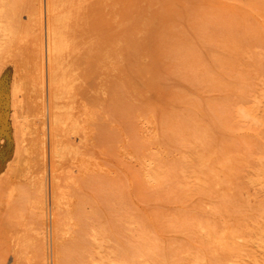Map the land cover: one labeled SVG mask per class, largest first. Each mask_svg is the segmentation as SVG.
Returning <instances> with one entry per match:
<instances>
[{"label":"rangeland","instance_id":"rangeland-1","mask_svg":"<svg viewBox=\"0 0 264 264\" xmlns=\"http://www.w3.org/2000/svg\"><path fill=\"white\" fill-rule=\"evenodd\" d=\"M100 1L67 29L76 98L56 101L53 158L49 0H0V264L18 240L45 264H264V0Z\"/></svg>","mask_w":264,"mask_h":264},{"label":"bare ground","instance_id":"bare-ground-1","mask_svg":"<svg viewBox=\"0 0 264 264\" xmlns=\"http://www.w3.org/2000/svg\"><path fill=\"white\" fill-rule=\"evenodd\" d=\"M43 1V0H42ZM77 1L78 0H49V15H47V16H49L48 18H50V20H48L49 21V24H48V30H46L47 31V41H46V44L45 45H43L42 43H40V44H38L37 45V47L35 48L36 50V58L38 59V62H39V67H40V69H38V71L39 70H41V72H42V78L43 77H45V65H46V68L48 69V77H46V78H48V82H49V88H50V96L49 97H51V99L50 100H52L51 102H52V104H50V116H49V119H50V137H51V144H52V155H53V158L55 157V156H57L58 155V149H59V147L61 146V143H60V141L63 139V138H65V137H61L62 139H60L59 137L60 136H65V134H63L62 132H63V130L65 129V128H63V126L61 125V123L59 122V119H58V117L61 115V113L59 114V116L57 115V112H56V101L58 100V99H64L65 101L66 100H72L71 98H73V90H74V88H75V90H76V86L74 85V86H72V83H73V79H74V77L72 78L71 76H68V75H70V74H68V66H67V61L69 60L68 59V56H69V50H70V46H71V44L69 43V38L70 37H67V35H69L68 33H67V29H69V26H71L70 25V22H71V24L73 23L72 22V20H73V18H74V20L76 19V17H74V15L76 14V11H77ZM80 2H81V0H79ZM92 1V0H91ZM99 1V3L100 2H102V1H100V0H98ZM13 2V1H12ZM31 2V1H30ZM38 2H39V0H38ZM44 2H46V1H44ZM82 2H83V0H82ZM84 2H86V0H84ZM95 2H96V0H95ZM27 3V2H26ZM41 3V2H40ZM87 3V2H86ZM23 4H25V3H23ZM38 4V3H37ZM45 4V3H44ZM90 4H92V2L90 3ZM97 4V3H96ZM79 5H80V3H79ZM87 5V4H86ZM100 5H101V3H100ZM100 5L99 6H97V7H95L94 6V9L95 8H98V7H100ZM10 6V5H9ZM34 6V5H33ZM40 6H41V4H40ZM44 6V5H43ZM89 6V5H88ZM93 6V5H92ZM11 7V6H10ZM23 7V6H22ZM42 7V6H41ZM40 7V8H41ZM46 7H47V5H46ZM85 6L83 5V8H84ZM44 8V7H43ZM81 8V7H80ZM79 8V9H80ZM86 8H89L88 10L89 11H92V10H94V9H91L90 10V6L89 7H86ZM92 8V7H91ZM14 9V8H13ZM12 9V10H13ZM46 9V8H45ZM44 9V10H45ZM82 9V8H81ZM85 9V8H84ZM34 10V9H33ZM37 10V9H36ZM41 10H42V8H41ZM99 10H100V8H99ZM26 11V10H25ZM96 10H94L93 12H95ZM98 11V10H97ZM95 12V14H97V15H99L98 14V12ZM13 12V11H12ZM38 12V11H37ZM83 13H84V11H82ZM91 13V12H88V13H90L91 15L92 14H94V13ZM101 11H99V13H100ZM45 13V12H44ZM48 13V12H47ZM77 13H81V11L79 12V10L77 11ZM85 13L87 14V12L85 11ZM41 14H42V12H41ZM6 15V14H5ZM8 15V14H7ZM10 15V14H9ZM16 15H18V14H16ZM43 15V14H42ZM77 15V14H76ZM75 15V16H76ZM83 15L84 14H82L81 16L83 17ZM97 15H95V16H97ZM41 16V15H40ZM46 16V17H47ZM78 16H80V14H78ZM80 16V17H81ZM20 17V16H19ZM80 17H79V20H80ZM86 16H84V18L82 19V20H84V19H86L85 18ZM25 18V17H24ZM41 18H43V16L41 17ZM87 18H88V16H87ZM90 19L91 18H89V20L87 21V23L88 22H90ZM17 20H18V18H17ZM46 20V21H47ZM73 20V21H74ZM77 20V19H76ZM94 20L96 21L97 20V17L95 18L94 17ZM14 21V20H13ZM44 21V20H43ZM81 21V20H80ZM75 22H77V21H75ZM83 22H85L86 23V21L84 20ZM47 23V22H46ZM86 23V25H88ZM39 24V23H38ZM42 24V23H41ZM41 24H40V26H41ZM78 24V26L80 25V22L79 23H77ZM82 24H84V23H82ZM44 25V24H43ZM42 25V26H43ZM46 25V27H47V24H45ZM73 25V24H72ZM96 25H97V23H96ZM84 27H85V24L83 25ZM66 28V32H64V31H62L61 30V28ZM72 27H74V26H72ZM80 27V26H79ZM97 27V26H96ZM77 28L78 27H76V30H77ZM38 29V28H37ZM44 29V28H43ZM43 29H42V31H43ZM90 29V28H89ZM6 30V29H5ZM35 30V29H34ZM71 29H69V31H70ZM85 30V29H84ZM87 31H88V28L86 29ZM90 30H92V29H90ZM90 30H89V32H90ZM36 31V30H35ZM68 31V32H69ZM15 32V31H14ZM71 32V31H70ZM80 32V31H79ZM83 32V31H82ZM86 32V31H85ZM85 32H83V33H85ZM11 33V32H10ZM34 33V32H33ZM42 33V32H41ZM43 33H44V31H43ZM100 33V32H99ZM36 34V33H35ZM75 34V33H74ZM98 34V33H97ZM8 35V34H7ZM71 35V34H70ZM72 35H73V30H72ZM100 35H102V34H100ZM99 35V36H100ZM10 36V35H9ZM41 36V35H40ZM74 36V35H73ZM81 36V35H80ZM87 36V35H86ZM98 36V37H99ZM6 37V36H5ZM31 37V36H30ZM97 37V36H96ZM8 38V37H7ZM44 38V37H43ZM87 38V37H86ZM33 39V38H32ZM40 39H41V37H40ZM75 39H77V38H75ZM94 39H96V38H93V40ZM29 40V39H28ZM72 40H74L73 38H71V41ZM40 41H42V40H40ZM4 42H5V40H4ZM99 42V41H98ZM91 43V42H90ZM37 44V43H36ZM74 44H77V43H74ZM74 44H72L73 45V48H75L74 47ZM6 45V44H5ZM14 45V44H13ZM94 45V44H93ZM91 46H92V43H91ZM96 46V45H95ZM0 47H2V46H0ZM44 47H45V50H44ZM89 47H90V45H89ZM92 47H94V46H92ZM78 49V48H77ZM81 49V48H80ZM91 48H89V50H90ZM97 49V48H96ZM72 50V49H71ZM45 51V52H44ZM72 51H75V49L74 50H72ZM81 51H84L83 49L81 50ZM91 51V50H90ZM97 51L99 52V48L97 49ZM77 52V51H76ZM79 52H80V50H79ZM78 52V53H79ZM95 52V51H94ZM93 52V53H94ZM34 53V52H33ZM75 53V52H74ZM82 53V52H81ZM71 54H72V52H71ZM99 55H100V53H98ZM76 55H77V53H76ZM89 56V55H88ZM71 57H73V56H71ZM70 58V57H69ZM75 58V57H74ZM71 59V58H70ZM36 60V59H35ZM35 60H34V62H35ZM74 61V60H73ZM90 61V60H89ZM88 61V62H89ZM32 62H33V60H32ZM29 63V62H28ZM37 63V62H36ZM91 63V62H90ZM70 64V63H69ZM72 64V63H71ZM23 65V64H22ZM35 64H33V66H34ZM75 65H73V66H71L70 65V67H74ZM89 66V65H88ZM26 68V67H25ZM75 68H77L76 66H75ZM70 69V68H69ZM73 69V68H72ZM40 72V73H41ZM39 73V72H38ZM32 74H34V73H32ZM47 74V73H46ZM22 75V74H21ZM24 75V74H23ZM35 75V74H34ZM27 76L25 75V78H26ZM35 77V76H34ZM39 77H41V76H39ZM24 79V78H23ZM45 80V79H44ZM43 80V81H44ZM76 80V79H75ZM27 81V80H26ZM77 81V80H76ZM25 82V81H24ZM14 84V83H13ZM74 84H76V83H74ZM76 85H78V84H76ZM27 88V87H26ZM25 88V89H26ZM79 88H81V87H79ZM44 89H45V81H44ZM77 90H80V89H77ZM43 92H45L44 90H43ZM78 92V91H77ZM76 92V93H77ZM21 93V92H20ZM46 93V92H45ZM44 94V93H43ZM42 94V95H43ZM78 94V93H77ZM46 94H44V96H45ZM80 97V96H79ZM76 98V97H75ZM75 98L72 100L73 101V103H74V100H75ZM77 101V100H76ZM21 102V101H20ZM25 102V101H24ZM23 102V103H24ZM58 102V101H57ZM61 102V101H60ZM31 103V102H30ZM29 103V104H30ZM63 103V102H62ZM25 104V103H24ZM71 104V103H70ZM79 104V103H78ZM63 105H65V103L63 104ZM17 106V105H16ZM31 106V105H30ZM69 106V105H68ZM73 106V105H72ZM81 106V105H80ZM19 108H20V106H18ZM67 108V107H66ZM69 108V107H68ZM73 108H74V106H73ZM72 108V109H73ZM81 108V110L83 109V108H85V107H80ZM62 109V108H61ZM72 109L70 110V111H72ZM74 110H76V108H74ZM80 110V109H79ZM79 110L77 111V113L79 112ZM32 111V110H31ZM30 111V112H31ZM28 112V111H27ZM40 118H39V124H40V127L42 126V128H40L41 129V132L42 133H44V131H46V130H44V126L46 125V108H45V104H44V102H43V104H42V106H41V109H40ZM68 112V111H67ZM81 112V111H80ZM80 112L78 113V114H80ZM71 113H73V111L71 112ZM76 112H74L73 114H75ZM76 113V114H77ZM83 113H84V111H83ZM32 114V113H31ZM66 114V113H65ZM82 114V113H81ZM28 115H29V113H28ZM84 115V114H83ZM83 115H81V116H83ZM88 115H90V114H88ZM58 116V117H57ZM62 116H64V115H62ZM76 116V115H75ZM79 116V115H78ZM87 116V114L85 115V118H88V117H86ZM24 117V116H23ZM69 117H71V115L69 116ZM73 117H74V115H72V119H73ZM77 117V116H76ZM91 117V116H90ZM90 117L88 118L89 120H90ZM82 118H84V116L82 117ZM84 118V120H86ZM28 119V118H27ZM62 119H67V118H65V116L62 118L61 117V120ZM77 119V118H76ZM63 120V121H64ZM78 120H79V117H78ZM89 120L88 121H86L87 123L89 122ZM15 122L17 121L16 119L14 120ZM25 121V120H24ZM68 122H70V119L68 120ZM68 122L66 123V124H68ZM73 121H71V123H72ZM75 122H78L79 123V121H75ZM70 123V124H71ZM81 123L83 124V121H81L80 122V127H81ZM84 123H85V121H84ZM72 124H74V123H72ZM77 124V123H76ZM19 125V124H18ZM17 125V126H18ZM69 125V124H68ZM85 125H86V123H85ZM17 126L15 127V128H17ZM67 126V125H66ZM75 126V125H74ZM39 127V126H38ZM46 127V126H45ZM71 127H72V125H71ZM73 128V127H72ZM70 130V129H69ZM79 130V128H78V124H77V126H75L74 128H73V130L70 132V133H72V134H70V133H68V134H70V135H73L75 132V135L77 134L78 135V133H77V131ZM40 131V130H39ZM82 131V130H81ZM64 132H65V130H64ZM16 133H18V131H16ZM41 134V133H40ZM45 134V133H44ZM46 135V134H45ZM68 136V135H67ZM69 137V136H68ZM68 137H67V139L66 140H64L63 142L64 143H66V145L64 144V143H62L63 145H65L66 146V148L68 147L67 145H69L68 144V142L70 143V139H68ZM73 138V137H72ZM75 139H76V137H75ZM27 140V139H26ZM39 141V140H38ZM37 142V141H36ZM40 142V141H39ZM65 146H63V149H64V147ZM23 148V147H22ZM68 149H69V147H68ZM67 149V150H68ZM22 150V149H21ZM72 151V150H71ZM70 151V152H71ZM25 152V151H24ZM68 152H69V150H68ZM122 153H124V152H122ZM136 153V152H135ZM63 154H64V151H63ZM74 154V153H73ZM132 154V153H131ZM67 155V154H66ZM69 155H71L70 153H69ZM128 156H129V154H127ZM68 156V155H67ZM66 156V157H67ZM77 156V155H76ZM135 157H136V155H134ZM82 157V156H81ZM129 157H131V156H129ZM134 157V158H135ZM62 158H63V156H62ZM57 159V158H56ZM61 159V158H60ZM82 159H84V157L82 158ZM131 159V158H130ZM55 160V159H54ZM63 161V160H62ZM75 162V161H74ZM82 161L80 160V163H81ZM58 163V162H57ZM76 163H77V161H76ZM86 163V162H85ZM144 163V162H143ZM147 163V162H146ZM78 164V163H77ZM145 164V163H144ZM59 165V164H58ZM86 165V164H85ZM147 165H148V163H147ZM78 166V165H77ZM76 166V167H77ZM83 166V165H82ZM82 166H81V168H82ZM144 166H146V164L145 165H143V167ZM11 167V166H10ZM85 167H87V166H85ZM148 167H152V163H151V166H150V163H149V166ZM9 168V167H8ZM79 169H80V167H79ZM55 170H56V168H55ZM90 170V169H89ZM7 171V170H6ZM53 171H54V169H53ZM52 171V172H53ZM80 171H83V168H82V170H80ZM133 171V170H132ZM141 171H143V170H141ZM143 172H145V169H144V171ZM141 173V172H140ZM142 175H148V173H141ZM55 175V174H54ZM54 175H52V176H54ZM59 175V174H58ZM134 176L135 175H137V174H133ZM162 175V174H161ZM133 176V177H134ZM139 176H140V174H139ZM144 176H143V178H144ZM25 177H27V176H25ZM142 177V176H141ZM53 178V177H52ZM137 178H139V177H137ZM70 179V178H69ZM134 179H135V177H134ZM56 180H59L57 177H55L54 179H53V186H54V188H55V193H56V201L61 205V203H63V200L65 199V197L63 196V192H61L60 191V185L58 184V181H56ZM139 180V179H138ZM143 181H144V179H142ZM73 181V180H72ZM135 181V180H134ZM23 182V181H22ZM144 182H146V183H148L146 180L144 181ZM26 183V182H25ZM68 184V183H67ZM74 184V183H73ZM202 184V183H201ZM25 185H27V183L25 184ZM30 185V184H29ZM32 186H33V184H31ZM31 186V187H32ZM9 187V186H8ZM22 187V186H21ZM36 187V186H35ZM35 189V188H34ZM6 191V190H5ZM35 191V190H34ZM36 192V191H35ZM23 193V192H22ZM45 194H46V185L44 184V182H41L39 185H38V189H37V203H38V206H37V203H36V206L37 207H39L40 208V210L43 212V213H45V207H46V196H45ZM69 199V198H68ZM29 200V199H28ZM66 200H67V198H66ZM70 202V201H69ZM34 205V204H33ZM63 205V204H62ZM6 206V205H5ZM5 206H4V208H5ZM35 206V205H34ZM72 206V205H71ZM60 207H62V206H60ZM66 207V206H65ZM64 207V208H65ZM38 208H36L35 207V210H37ZM59 209V208H58ZM45 210V211H44ZM38 211H39V209H38ZM37 212V211H36ZM35 212V213H36ZM7 213V212H6ZM58 213V212H57ZM40 214V216H42L41 215V213H39ZM51 214V213H50ZM15 215V214H14ZM10 216V215H9ZM49 217V216H48ZM63 217V216H62ZM43 218V217H42ZM41 218V219H42ZM39 219V218H38ZM43 220V219H42ZM17 223V222H16ZM37 224V223H36ZM38 226V225H37ZM40 226H41V223H40ZM71 226V225H70ZM74 227V226H73ZM36 229H38V228H36ZM41 230V229H40ZM40 230L38 229L37 230V235H35V236H39L38 234H39V232H40ZM12 231V230H11ZM39 231V232H38ZM259 230H257V232H258ZM41 232H43L42 230H41ZM40 232V233H41ZM255 232V231H254ZM260 232V231H259ZM35 233H36V231H35ZM47 233V232H46ZM42 235H43V233H41ZM241 235V234H240ZM22 237H24V236H22ZM22 237L20 238V240L22 239ZM27 237V236H26ZM237 237V236H236ZM253 237V236H252ZM40 238V237H39ZM61 238V237H60ZM223 238V237H222ZM240 239H241V237H239ZM24 239H26L25 237H24ZM38 239V238H37ZM51 239V238H50ZM59 239V238H58ZM224 239V238H223ZM259 239V238H258ZM258 239H256V241L258 240ZM23 240V239H22ZM35 240V239H34ZM16 241V240H15ZM36 241H39V239L38 240H36ZM222 241V240H221ZM220 241V242H221ZM19 242V243H18ZM18 245H16V252H15V257H14V262H15V264H45V254L44 253H42L40 256H39V262H38V260H37V262H36V260H32V259H34L33 257H29V255H28V253H27V251H28V248H30V247H28L27 248V245L26 244H24L23 242H22V244L20 243V241L18 240ZM58 242H60V241H58ZM259 242V241H258ZM16 243V244H17ZM25 243H29V242H26L25 241ZM31 243H32V241H31ZM30 243V244H31ZM36 243H38V242H36ZM40 243V242H39ZM77 243V242H76ZM35 244V243H34ZM236 244V243H235ZM33 247V249L34 248H36L37 247V245H39V244H36V247H34V245L33 244H31ZM77 245V244H76ZM30 246V245H29ZM44 246V245H43ZM99 246V245H98ZM38 248V247H37ZM224 248V247H223ZM31 249V248H30ZM33 249H31V250H33ZM260 249H262V248H260ZM40 252V251H39ZM42 252V251H41ZM40 252V253H41ZM38 252L37 251H35V255H33L34 257L36 256V254H37ZM58 253H59V251H58ZM30 254V253H29ZM33 254V253H32ZM234 254H237V253H234ZM241 255V254H240ZM37 257V256H36ZM236 258V257H235ZM35 261V262H34ZM61 261V260H60ZM255 262H257L256 260H255ZM256 264H258V263H256Z\"/></svg>","mask_w":264,"mask_h":264}]
</instances>
